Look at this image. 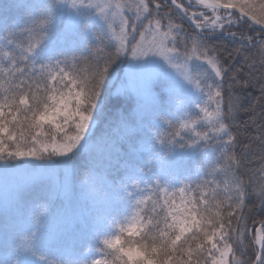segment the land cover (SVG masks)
I'll return each mask as SVG.
<instances>
[{
    "label": "snow or ice",
    "instance_id": "snow-or-ice-1",
    "mask_svg": "<svg viewBox=\"0 0 264 264\" xmlns=\"http://www.w3.org/2000/svg\"><path fill=\"white\" fill-rule=\"evenodd\" d=\"M257 85L264 0H0V264H264Z\"/></svg>",
    "mask_w": 264,
    "mask_h": 264
},
{
    "label": "trees",
    "instance_id": "trees-1",
    "mask_svg": "<svg viewBox=\"0 0 264 264\" xmlns=\"http://www.w3.org/2000/svg\"><path fill=\"white\" fill-rule=\"evenodd\" d=\"M14 15H17L22 18L24 16V13L23 12L14 13ZM185 27H187V25H185ZM232 30L238 31V29L236 28H233ZM244 31L248 35H253V36L256 35V33L253 32L251 29L245 28ZM21 39H23V37H21ZM212 43L220 49L221 54L225 58L228 57L229 52H233L234 49L240 47L239 44L232 41L230 38H225V37H219L215 39L214 41H212ZM248 54L251 55V53H248ZM229 63L234 65L232 74L239 72L238 79L242 78L240 79V83H243L244 80L252 78V73L249 67L244 63L242 59L234 56L233 58L229 59ZM258 68H259V65L257 64V69ZM260 75L261 73L259 70L255 71L256 78L260 77ZM225 87L227 88V85ZM243 95L246 97V99L244 100L245 108L250 109V111L241 112L240 118H239V125H240L239 131L243 133V135H241L240 137L242 146L243 144L248 143V140H247L248 136L255 135V125L253 124V121H255L256 124L264 122V112H262L261 107H260V105L264 103V101L261 100L258 85L247 88L244 91ZM128 109H129V105L127 103H124L121 106V110H128ZM115 111L116 110L113 109L114 113ZM241 150L242 149L237 150L238 154ZM259 155H260L259 149L254 147L251 150L250 154L248 155V160L251 161V163L247 164L246 169L242 171H247V168H252V169L258 168L260 166ZM249 208H252L251 204H249ZM253 215H255L257 219L261 218L259 214V209H256L253 212Z\"/></svg>",
    "mask_w": 264,
    "mask_h": 264
},
{
    "label": "water",
    "instance_id": "water-1",
    "mask_svg": "<svg viewBox=\"0 0 264 264\" xmlns=\"http://www.w3.org/2000/svg\"><path fill=\"white\" fill-rule=\"evenodd\" d=\"M249 23H251V22H249ZM253 27H256V28H258L259 26H258V25H254Z\"/></svg>",
    "mask_w": 264,
    "mask_h": 264
}]
</instances>
